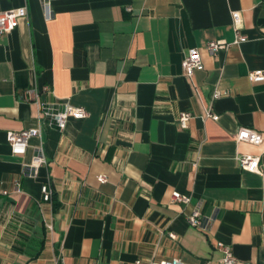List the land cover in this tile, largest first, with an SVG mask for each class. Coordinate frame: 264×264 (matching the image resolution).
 I'll use <instances>...</instances> for the list:
<instances>
[{
  "label": "crops",
  "instance_id": "0c3cea01",
  "mask_svg": "<svg viewBox=\"0 0 264 264\" xmlns=\"http://www.w3.org/2000/svg\"><path fill=\"white\" fill-rule=\"evenodd\" d=\"M21 6L0 38V264H222L220 244L235 264H264V145L235 140L240 127L264 134V80L248 79L264 70V0H53L49 19L41 0H0ZM235 10L246 41L211 56L209 41L233 40ZM191 48L203 68L187 77ZM215 88L227 94L212 100ZM58 103L88 115L59 130L42 114ZM21 130L36 133L14 154L6 134Z\"/></svg>",
  "mask_w": 264,
  "mask_h": 264
},
{
  "label": "built area",
  "instance_id": "2783aa9c",
  "mask_svg": "<svg viewBox=\"0 0 264 264\" xmlns=\"http://www.w3.org/2000/svg\"><path fill=\"white\" fill-rule=\"evenodd\" d=\"M44 10L45 17L49 19L52 15L51 2L53 0H41ZM130 10V7H127ZM27 15L26 6H21L17 8H11L7 10L0 11V38L13 31L17 26V19L21 16ZM231 21L233 27V40L227 41L224 39H216L209 41L205 48L211 56H215L221 50H227L232 45H238L246 41L247 36L243 33V17L239 10L231 11ZM182 70L185 76L192 77L194 71L203 68V63L199 50L197 48H191L184 55L182 60ZM248 79L252 82H259L264 80V70H252L248 72ZM47 90V87H43ZM227 91L215 88L212 93V100H216L219 97L226 95ZM55 110V111H54ZM43 118L48 121L49 124H54L59 130H61L68 119H84L88 112L84 107L72 106L68 103H58L57 108L45 107L42 109ZM205 117H210L214 120L218 119V116L211 111H207ZM192 118L190 111H182L177 117V123L180 128L185 129L188 127V123ZM36 133L35 130H21V131H8L6 134L7 142L10 146L11 152L14 154H23L27 147L28 139ZM235 140L237 142H247L254 145H264V134L260 133L254 129L247 127H240L235 133ZM236 161L242 169L251 172H260L259 157L250 154H238L236 156ZM44 157L39 153L36 155L33 163L31 164L33 174L36 173L37 168L44 163ZM101 182H105L106 178L104 176H99ZM41 194L43 201H51L53 196V190L48 183H43L41 185ZM171 202H179L187 204L190 201V196L182 194L177 190H173L170 194ZM187 221L190 226L196 228H203L204 224L200 216L198 209H193L191 213L187 216ZM170 237L175 238V235L170 233ZM221 247L223 256L220 260L222 264H235L236 258L234 257L232 251L228 246L219 245ZM54 264H64V259L62 254H58L54 258ZM89 264H97L96 261H92ZM135 264H142L141 260H136ZM149 264H185L180 258L172 257L169 259H161L157 261H152Z\"/></svg>",
  "mask_w": 264,
  "mask_h": 264
},
{
  "label": "trees",
  "instance_id": "16d2710c",
  "mask_svg": "<svg viewBox=\"0 0 264 264\" xmlns=\"http://www.w3.org/2000/svg\"><path fill=\"white\" fill-rule=\"evenodd\" d=\"M52 204L54 209H56L59 206V204L55 201V196H52Z\"/></svg>",
  "mask_w": 264,
  "mask_h": 264
}]
</instances>
